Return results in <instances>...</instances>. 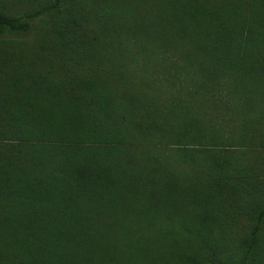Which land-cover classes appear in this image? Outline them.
I'll return each mask as SVG.
<instances>
[{"label":"trees","instance_id":"1","mask_svg":"<svg viewBox=\"0 0 264 264\" xmlns=\"http://www.w3.org/2000/svg\"><path fill=\"white\" fill-rule=\"evenodd\" d=\"M0 264H264V0H0Z\"/></svg>","mask_w":264,"mask_h":264},{"label":"rangeland","instance_id":"2","mask_svg":"<svg viewBox=\"0 0 264 264\" xmlns=\"http://www.w3.org/2000/svg\"><path fill=\"white\" fill-rule=\"evenodd\" d=\"M222 105V104H221ZM218 113H222V112H220V110H218ZM223 123H225V122H227V120L226 121H222ZM228 123V122H227ZM226 124V123H225ZM227 127H228V125H226Z\"/></svg>","mask_w":264,"mask_h":264}]
</instances>
